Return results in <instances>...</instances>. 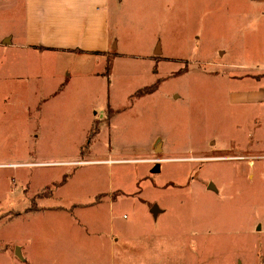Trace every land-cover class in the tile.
<instances>
[{
	"label": "rangeland",
	"instance_id": "1",
	"mask_svg": "<svg viewBox=\"0 0 264 264\" xmlns=\"http://www.w3.org/2000/svg\"><path fill=\"white\" fill-rule=\"evenodd\" d=\"M116 3L113 53L0 80V249L28 259L0 264H264V103L227 77L263 67L264 0Z\"/></svg>",
	"mask_w": 264,
	"mask_h": 264
},
{
	"label": "crops",
	"instance_id": "2",
	"mask_svg": "<svg viewBox=\"0 0 264 264\" xmlns=\"http://www.w3.org/2000/svg\"><path fill=\"white\" fill-rule=\"evenodd\" d=\"M117 6L116 0H0V80L25 82L31 79L30 73L25 71L24 74L18 69V54L23 61L51 56L60 60L73 59L80 64L83 60L104 58L113 53L112 50L118 48L115 38L118 23L112 19L113 8ZM153 54L156 57L163 54L160 44ZM219 54L224 56L222 51ZM261 64L263 67H255L253 74L227 75L229 79L252 80L258 87L232 92V102L249 106L264 103V88L260 87L264 80V61ZM5 67L9 68L8 76L2 74ZM259 76L263 77L260 81L256 78ZM261 131L259 124L255 126V134L260 135ZM17 248L14 254L9 248L0 249V254L7 253L13 260L27 263L23 248ZM110 249H114L112 244ZM17 250H20L19 259Z\"/></svg>",
	"mask_w": 264,
	"mask_h": 264
},
{
	"label": "trees",
	"instance_id": "3",
	"mask_svg": "<svg viewBox=\"0 0 264 264\" xmlns=\"http://www.w3.org/2000/svg\"><path fill=\"white\" fill-rule=\"evenodd\" d=\"M107 73H108V70H107ZM160 85V82H156L155 84L153 85H150V86H147L145 88H142L138 91H136V93L132 96L133 99H139V98H142L144 96H147V95H150V94H153L159 87ZM113 114L112 110L109 108V113H108V118L111 117V115ZM97 123V121H94V125ZM98 133V129L97 127H94L92 128L91 130V134L89 136V138L87 139V143H86V146H89V144L91 143L92 141V135L93 134H97ZM67 180H68V176L65 175L62 179V181L59 183V186H62L64 184L67 183ZM41 195V194H40ZM42 196V195H41Z\"/></svg>",
	"mask_w": 264,
	"mask_h": 264
},
{
	"label": "water",
	"instance_id": "4",
	"mask_svg": "<svg viewBox=\"0 0 264 264\" xmlns=\"http://www.w3.org/2000/svg\"><path fill=\"white\" fill-rule=\"evenodd\" d=\"M159 171H160V168H159V165H157V167L154 169L153 172H154V173H159ZM210 188L213 189V186L211 185ZM152 213L154 214L155 217L158 215V213H159V209H158L157 206H154V207L152 208Z\"/></svg>",
	"mask_w": 264,
	"mask_h": 264
}]
</instances>
